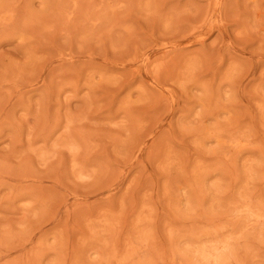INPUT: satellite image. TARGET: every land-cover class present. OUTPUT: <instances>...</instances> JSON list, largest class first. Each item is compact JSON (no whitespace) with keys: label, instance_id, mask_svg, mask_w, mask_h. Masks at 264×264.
<instances>
[{"label":"rangeland","instance_id":"1","mask_svg":"<svg viewBox=\"0 0 264 264\" xmlns=\"http://www.w3.org/2000/svg\"><path fill=\"white\" fill-rule=\"evenodd\" d=\"M0 264H264V0H0Z\"/></svg>","mask_w":264,"mask_h":264}]
</instances>
